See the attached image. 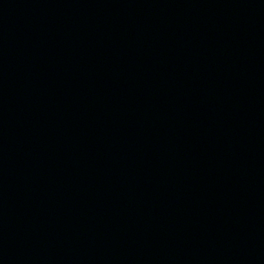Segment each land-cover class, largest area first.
<instances>
[{
	"label": "water",
	"instance_id": "1",
	"mask_svg": "<svg viewBox=\"0 0 264 264\" xmlns=\"http://www.w3.org/2000/svg\"><path fill=\"white\" fill-rule=\"evenodd\" d=\"M0 264H264V0H0Z\"/></svg>",
	"mask_w": 264,
	"mask_h": 264
}]
</instances>
